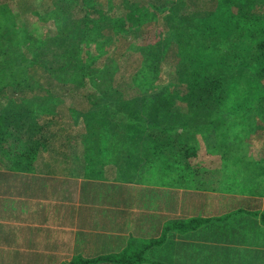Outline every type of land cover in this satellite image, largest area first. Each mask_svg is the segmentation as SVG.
<instances>
[{
    "label": "crops",
    "instance_id": "0c3cea01",
    "mask_svg": "<svg viewBox=\"0 0 264 264\" xmlns=\"http://www.w3.org/2000/svg\"><path fill=\"white\" fill-rule=\"evenodd\" d=\"M63 129H0V264H264V206L196 215L187 190L131 167V145Z\"/></svg>",
    "mask_w": 264,
    "mask_h": 264
},
{
    "label": "trees",
    "instance_id": "16d2710c",
    "mask_svg": "<svg viewBox=\"0 0 264 264\" xmlns=\"http://www.w3.org/2000/svg\"><path fill=\"white\" fill-rule=\"evenodd\" d=\"M12 1L0 0V22H8V25H4L0 29V42L7 40L9 44H13L25 34L27 39L23 43V48H27L26 54L29 59H24L20 61L21 64L17 65L18 63L11 62L10 59L7 60L0 45V123L4 129L64 126L63 137L71 144L78 140L102 144L121 143L126 136L130 138L131 143L136 141L145 147L143 166L152 163L153 157L160 156L161 151L156 141L152 139L150 130L147 132L137 131L136 122L142 120L141 115L136 106L126 104L128 93L125 89H119V92L108 93L104 96L110 100L109 102L115 110L102 109L100 102H92L91 108L83 109L81 113L74 111L70 112L69 116V111L68 114L56 112L53 114L55 117L48 118V120L39 118V111L31 107L28 99L29 94L48 91L41 85H35L42 81L41 79L45 75L59 74L60 76L58 72L60 69L55 63L60 55L64 56L66 61L73 59L74 64L76 66L80 64L82 69V64L86 59L91 61V64L96 63V68L99 69L105 63L111 64L121 57L120 50L129 44L132 45L135 40L139 44L132 48L140 47L138 53L151 66L155 63L153 61L158 60L157 56L160 54L162 43L168 49L176 48L183 57L185 70L191 68L185 76L192 79L201 78L204 80L207 75L205 69L214 61L221 63L222 68L225 69V75H222V86L227 84L229 79L232 80L236 77L237 69L257 75V82L249 87L250 95L256 102L264 99V88L261 87L262 84L259 81L264 80V0H222V3L218 0H188L195 2L194 4L187 3L190 6L188 8L187 5L188 10L194 8L193 11L201 13L195 18H192V10L189 11L191 12L189 14H182L181 10L184 9L183 5L186 0H174L172 3L163 4L162 1L169 0H158V2L142 0L133 2L131 0ZM54 10L66 13L69 22L73 25L81 23L80 26L73 30H58L52 32L51 35L47 29L41 33L42 28L39 25V22H42L40 21L41 17ZM152 15L158 16V18ZM31 33L41 34L38 37V43L33 45L37 51L32 56L30 53L33 49L31 46H27V42L32 37L29 36ZM129 34V41H124L122 37ZM159 34L162 36L161 43L156 39ZM214 40L225 47V51L222 52V55L218 53V57L213 53L217 52L214 49L216 46H212ZM45 42H47L48 51L47 49L43 50ZM112 49L114 50L112 51ZM192 57L199 61V69L189 61V58ZM153 69L155 74L159 67H153ZM104 73L110 74L111 71L106 70ZM102 74L98 72V78L94 79L102 78ZM34 81L37 82L34 83ZM205 81V84H194V87H197L199 92L207 95L208 98H213L215 90L223 92L222 86L219 85L220 80L212 79V76H209ZM97 83V81L93 82V84ZM240 86L242 85L235 84L232 89L227 90L224 96L230 97ZM50 88L54 91L58 89ZM181 90L183 91L180 92ZM181 90L180 93L178 92V97L176 96L168 103L164 98L158 100L156 95L151 100L147 97L143 98V102L148 104L146 108L157 106L155 115L151 111L148 112L153 117L155 125L161 123L162 120L184 122L185 115H181L182 119L178 118L183 108H178L176 105L179 106L181 103L190 101L194 92L190 88V84L189 86L183 85ZM7 94H11L13 98L8 97ZM182 96H186V98L184 97V99ZM157 100L158 102H156ZM7 102L16 109L7 110V106L5 107ZM214 103L215 101H212V104ZM160 105H163V108H160ZM242 105L243 103H236L231 110L238 112ZM175 107L176 109H174ZM142 121L144 122V120ZM149 125L154 129L157 128L153 124ZM131 135L137 136V138ZM44 138L47 137H42L35 143L48 142ZM191 151L192 149L187 150L183 156L187 158V163L182 164V161L179 160L180 164L184 166L183 170H189V160L194 157ZM176 163L179 162L175 161V167L178 166ZM157 167L155 170L158 171ZM170 167L173 169L172 166ZM244 209L246 207L243 205L237 206L235 209L230 208L226 212H229L230 219L239 212V215L243 214L246 211ZM227 214L222 216L223 220Z\"/></svg>",
    "mask_w": 264,
    "mask_h": 264
},
{
    "label": "rangeland",
    "instance_id": "374dc122",
    "mask_svg": "<svg viewBox=\"0 0 264 264\" xmlns=\"http://www.w3.org/2000/svg\"><path fill=\"white\" fill-rule=\"evenodd\" d=\"M142 1L158 2V0ZM172 1L174 0L161 3H172ZM218 1L223 2L222 0ZM188 2L189 4L195 3L186 0L183 5L184 9L181 10L182 14H189L191 13L189 11L192 10V18L198 17L201 13L193 11L194 8L188 10L190 7ZM56 11L46 13L41 17L40 21L42 22H39L40 28H42L41 33L47 29L51 35L52 32L58 30H73L80 26L81 23L73 25L69 22L66 13ZM154 17L158 18V16ZM4 25H8V22H0V29ZM28 35L27 37L32 36L27 42V46L29 45L33 49L30 53L32 56L37 51L33 45L38 43V37L41 34L31 33ZM129 38L130 34L122 37L126 42L129 41ZM26 39L24 34L19 37L18 42L15 41L13 44H9L7 40L0 42L3 48L2 52L7 60L10 59L11 62L14 61L19 65L20 61L29 59L26 54L27 48H23ZM156 39L159 40L158 42H162L160 34ZM46 43L43 50L47 49ZM212 43L213 47L216 46L214 49L217 51L213 53L217 57L218 53L222 55L225 47L216 40ZM138 44L139 42L135 40L132 45L125 46L120 50L121 57L111 64L105 63L99 69L96 68V63L91 64V61L87 59L82 64V69L80 64L79 66L74 64L73 59L66 61L65 57L60 55L55 61L60 69L58 70L60 76L59 74L54 76L47 74L41 79L42 81H36L35 85H41L48 91L29 94L28 99L31 107L39 111L41 120H48L47 118L51 116L55 117L53 114L56 112L68 114L69 111V116L70 112L81 113L83 109L91 108L92 102H100L102 109L115 110L111 106L110 100L104 96L108 93L119 92V89H125L128 93L126 104L136 106L141 115L139 117L145 122V124L142 120L136 122L137 131L147 132L150 130L152 139L156 141L161 151L160 156L153 157L152 163L146 164L144 168H138L142 172L141 176L144 173H155L156 176H160V182L164 187L172 185L178 186L180 190H187L189 195L194 196L192 199L195 202L196 215H200L199 212L205 210L206 214L208 212L213 217L215 214L222 215L223 213L224 215L230 208L235 209L237 206L244 205L249 209H258V207L264 206V99L256 102L249 91L251 90L249 87L257 82L258 76L237 69L236 77L232 80L229 79V82L222 86V75H225V69L222 68L221 63L214 61L205 69L207 75L204 80L201 78L192 79L185 76L191 68L185 70L183 57L176 48L168 49L162 43L160 54L157 56L158 60L153 61L155 63L151 66L138 53L140 47L132 48ZM189 61L199 69L197 58H189ZM63 67L65 69H62ZM153 67H159L155 74ZM106 70H110L111 73H104ZM98 72L103 73L104 76L102 74V78L94 79L98 78ZM209 76H212V79L220 80L219 85L222 86L223 91L215 90L213 98H208L207 95L200 93L197 87H194V84H205V79H208ZM94 81L98 83L93 84ZM259 81H261V83L259 82L262 84L261 87L264 88V80ZM36 82L34 81V83ZM185 84L188 86L190 84L194 96L190 101L181 103L179 106L176 105L178 108H183L178 118L182 119L181 115H185L184 122L162 120L161 123L155 125L153 117L148 112L151 111L155 115L157 106L146 108L148 104L143 102V98L147 97L151 100L156 95L158 100L164 98L168 103L176 96L178 97L179 93L184 90L181 88ZM235 84L242 86L230 97H225L224 94L227 90L232 89ZM50 87L58 89L54 91ZM175 93L178 94L173 95ZM7 96L13 98L11 94H7ZM184 97L186 98V96H182V98ZM212 101L215 103L212 104ZM236 103H243L238 112L231 110ZM163 105H160V108H163ZM6 106L7 110L16 109L9 102L6 103ZM1 124L0 129L2 128ZM149 124H153L157 128L154 129ZM132 137L137 138V136ZM122 141L126 146L131 145V151L128 152L131 167L140 166L141 163L138 160L140 158L142 162L145 160L146 152L143 151L145 147L136 141L131 143L130 138L126 136ZM189 149H192L191 154L194 157L189 160V170H183L184 166L180 164L179 160L182 161V164L187 163V158L183 156ZM175 161L179 162L176 163L178 164L176 167ZM156 166H158V171L155 172ZM169 178L172 180L171 184L166 182ZM186 195L187 192H184V196ZM242 198H245V201L240 204L239 200ZM206 203H210V206L206 207ZM213 233L216 236L219 233L222 234V226L220 232ZM217 239L215 238V240Z\"/></svg>",
    "mask_w": 264,
    "mask_h": 264
}]
</instances>
